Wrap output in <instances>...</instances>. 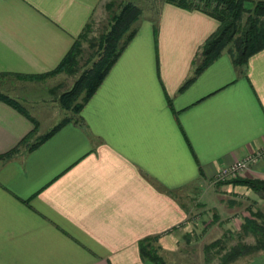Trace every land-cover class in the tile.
Returning a JSON list of instances; mask_svg holds the SVG:
<instances>
[{
  "label": "crops",
  "instance_id": "crops-1",
  "mask_svg": "<svg viewBox=\"0 0 264 264\" xmlns=\"http://www.w3.org/2000/svg\"><path fill=\"white\" fill-rule=\"evenodd\" d=\"M104 3L0 0V74L53 70ZM218 24L166 1L137 17L79 117L39 143L58 123L52 87L0 96V264H150L138 242L167 245L187 216L181 191L264 150V47L243 69L221 52L185 83ZM249 167L263 175L264 157Z\"/></svg>",
  "mask_w": 264,
  "mask_h": 264
},
{
  "label": "rangeland",
  "instance_id": "rangeland-1",
  "mask_svg": "<svg viewBox=\"0 0 264 264\" xmlns=\"http://www.w3.org/2000/svg\"><path fill=\"white\" fill-rule=\"evenodd\" d=\"M107 1L109 0H105V3ZM110 1L113 2L110 9H107L104 3L99 15L87 22L89 28L85 31V37L83 36L79 41L81 53L77 56L76 66L70 70L63 67L51 75H36L32 83L28 82L27 76H21L22 78L19 79L14 75L0 74V94L21 102L20 99L27 97L26 93H42L52 87L51 97L54 100L49 102L55 111L52 126L63 118L79 117L80 110L73 111V106L84 101L87 91L85 81L90 74L89 71L95 62L104 56L105 38L115 23L114 20L109 19L110 12L118 10L121 2L138 8L136 18L142 15L153 16L164 0ZM257 1L262 0H244L245 9L241 10L239 20L245 21ZM191 3L201 6L204 5V0H191ZM206 3L205 7L214 9L217 13L219 10L223 12L229 10L224 0H206ZM261 20L264 21V18ZM133 23L119 36L115 47L120 45ZM261 23L259 20L255 21V25ZM221 52H226V49ZM199 60L200 52L197 62ZM263 154L264 150L261 157H264ZM249 169L250 167L234 177L224 180L216 178L211 184L181 191L179 197L187 210L184 223L171 231V235L167 237L170 239L165 240L167 243L165 247L157 237H151L147 242L165 264H264V234L251 231L250 227H243V224L250 219L264 227V188L256 190L241 183H233L231 188L228 184L231 182L226 181L236 177L264 180V174L253 176ZM228 192L230 194H227ZM257 241L258 246L239 250L232 257L224 258L225 255L231 256L229 252L232 248L242 244L251 246ZM146 260L150 264H155L149 258Z\"/></svg>",
  "mask_w": 264,
  "mask_h": 264
},
{
  "label": "trees",
  "instance_id": "trees-1",
  "mask_svg": "<svg viewBox=\"0 0 264 264\" xmlns=\"http://www.w3.org/2000/svg\"><path fill=\"white\" fill-rule=\"evenodd\" d=\"M164 1L176 4L184 8L202 9L214 16L219 22L216 30L205 40L200 51V60L196 64L193 75H191L185 83L190 81L195 74H197L209 62H211L216 56H218L223 49H226V52L231 57L233 64L238 68L243 69L247 64L249 56L264 47V21L261 20V18H264V0L257 1L253 4L252 10L248 13L244 22L239 20L241 18V10H243V8L245 9L244 0H224L226 5H228L229 10L226 12L219 10L218 13L214 9L205 7V5L207 4L206 0H204V5L201 6L197 4L198 2L192 4L191 0ZM119 4V9L110 12L109 15V19L114 20L115 23L105 38L106 44L103 49L104 56H102L98 61L95 62L93 68L89 71L90 74L87 76V79L85 81L87 91L83 98L84 101L99 85L116 57L119 55L121 50L134 34L135 29L131 27L130 30H128V33L122 38L120 45L115 47L119 36L123 33L124 30L128 28V26L132 24V22L135 21L136 15L138 14V8H136L135 6H132L128 3L122 4L121 2H119ZM111 5H113V2L110 0L105 3V7L107 9H110V7H112ZM224 15L225 17H223ZM258 20L262 23L255 25V21ZM88 28V23H86L83 31L75 37V40L73 41L69 51L65 54L59 64L53 70L45 73V75L53 74L63 67L64 69L70 70L73 66H76L77 56H79V54L81 53V46L79 41L83 38V36L85 37V31H87ZM0 96L13 100L10 97L2 94H0ZM83 102L76 103V105L73 106V111L78 112L81 109ZM70 119V117L63 118L53 128L48 130L43 136H40L37 142L39 143L43 141L54 131H56V129H58L64 122ZM32 133L33 132L31 131L23 136L20 140L21 142L19 143H26V141L30 138V134ZM30 145L31 147H33L35 144L31 143ZM17 146H15V148L11 149L9 152L5 153V155L10 152H14L18 148ZM226 181L231 183L246 184L247 186L256 190H261L264 188V180L258 178L236 177ZM243 227H250L251 231L255 230L256 233L260 232L261 234H264V227L261 226V224L255 222V220L250 219L248 222L243 224ZM261 228L263 230H261ZM150 240L151 237L139 240L138 245L140 255L143 258H149L155 264H165V262L161 260L158 254L147 243ZM258 245V241L256 244H253L251 246L242 244L237 248H232L231 252H229L231 256L225 255L224 258L226 259L228 257H232L234 254L238 253L239 250L256 247Z\"/></svg>",
  "mask_w": 264,
  "mask_h": 264
},
{
  "label": "built area",
  "instance_id": "built-area-1",
  "mask_svg": "<svg viewBox=\"0 0 264 264\" xmlns=\"http://www.w3.org/2000/svg\"><path fill=\"white\" fill-rule=\"evenodd\" d=\"M261 154L262 151H256L252 154L239 158L227 166L221 167L217 173V178L224 180L238 175L243 170L248 169L251 163L257 161L261 157Z\"/></svg>",
  "mask_w": 264,
  "mask_h": 264
}]
</instances>
